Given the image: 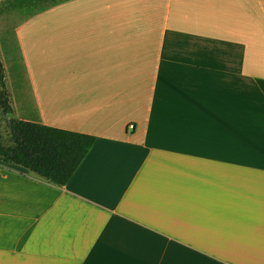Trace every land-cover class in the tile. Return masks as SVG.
Here are the masks:
<instances>
[{
	"label": "crops",
	"instance_id": "crops-1",
	"mask_svg": "<svg viewBox=\"0 0 264 264\" xmlns=\"http://www.w3.org/2000/svg\"><path fill=\"white\" fill-rule=\"evenodd\" d=\"M4 1L8 117L95 141L62 186L0 160V264H264V0Z\"/></svg>",
	"mask_w": 264,
	"mask_h": 264
},
{
	"label": "trees",
	"instance_id": "trees-1",
	"mask_svg": "<svg viewBox=\"0 0 264 264\" xmlns=\"http://www.w3.org/2000/svg\"><path fill=\"white\" fill-rule=\"evenodd\" d=\"M0 108L12 114L6 89L5 68L0 57ZM9 142L0 139V160L17 164L56 185H65L87 152L95 136L40 123L9 118Z\"/></svg>",
	"mask_w": 264,
	"mask_h": 264
},
{
	"label": "rangeland",
	"instance_id": "rangeland-1",
	"mask_svg": "<svg viewBox=\"0 0 264 264\" xmlns=\"http://www.w3.org/2000/svg\"><path fill=\"white\" fill-rule=\"evenodd\" d=\"M7 1L9 3V0ZM5 2L6 1L0 2L3 8L1 13H5V18H0V34H2V37H4V33H13L14 27L16 26V24L12 23L11 19L6 16L7 11L11 10L12 7L8 6L6 10ZM117 14H127V8L119 9ZM0 44V57L5 68L6 89L14 100V92L19 89L24 90V93H26L27 88H17L18 82H26V76L21 66V59L14 40L1 39ZM8 121V115L3 113L0 108V139L5 142H9Z\"/></svg>",
	"mask_w": 264,
	"mask_h": 264
},
{
	"label": "built area",
	"instance_id": "built-area-1",
	"mask_svg": "<svg viewBox=\"0 0 264 264\" xmlns=\"http://www.w3.org/2000/svg\"><path fill=\"white\" fill-rule=\"evenodd\" d=\"M129 128H131V129H132V128H133V125H130V126H129Z\"/></svg>",
	"mask_w": 264,
	"mask_h": 264
}]
</instances>
